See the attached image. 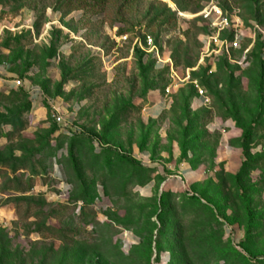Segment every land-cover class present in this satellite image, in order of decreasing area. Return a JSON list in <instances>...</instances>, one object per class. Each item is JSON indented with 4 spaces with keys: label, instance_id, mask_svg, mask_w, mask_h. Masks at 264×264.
Returning a JSON list of instances; mask_svg holds the SVG:
<instances>
[{
    "label": "rangeland",
    "instance_id": "obj_1",
    "mask_svg": "<svg viewBox=\"0 0 264 264\" xmlns=\"http://www.w3.org/2000/svg\"><path fill=\"white\" fill-rule=\"evenodd\" d=\"M263 80L264 0H0V264H264Z\"/></svg>",
    "mask_w": 264,
    "mask_h": 264
},
{
    "label": "built area",
    "instance_id": "obj_2",
    "mask_svg": "<svg viewBox=\"0 0 264 264\" xmlns=\"http://www.w3.org/2000/svg\"><path fill=\"white\" fill-rule=\"evenodd\" d=\"M219 11L220 10L215 7L212 9L210 13L208 12L203 13L205 14L206 18H211L210 19L211 26L212 28L217 30V37H212L210 38L208 42L205 43L206 45L205 49L207 50L206 55H208L210 51L213 52L212 54L217 53L218 51V53H221V55L226 56L228 59L231 60L232 55L235 52H240L242 50L241 44H243L246 36L242 30H235L232 33L231 39H224V40L220 39L221 34L230 29V25H229L228 19L223 18L222 13ZM119 40L125 41L126 37H122ZM212 42H214L213 44H215L216 49L212 48ZM137 44L139 45L141 49L144 50L142 43H138L137 41L136 45ZM144 45L146 48H152L153 53L156 52L155 54L158 58V62L162 64L163 61L160 58V52L157 49V47L154 46V41L150 37H146L144 41ZM247 53L248 51L245 52L242 61H245ZM11 85L16 89H23L35 101L44 96V93L41 91L40 88L34 87L32 85H27L23 80L14 78L11 81ZM196 99L202 100L203 105H206V103L208 102V99L205 97L204 92L202 90L198 91V97ZM53 117L58 126H61L64 128L68 127L67 121L65 120L63 116L57 114V115H53ZM71 130L77 131V128L71 129Z\"/></svg>",
    "mask_w": 264,
    "mask_h": 264
},
{
    "label": "crops",
    "instance_id": "obj_3",
    "mask_svg": "<svg viewBox=\"0 0 264 264\" xmlns=\"http://www.w3.org/2000/svg\"><path fill=\"white\" fill-rule=\"evenodd\" d=\"M195 104H202V100L196 99ZM168 108V104L163 100H157V102L152 106V108L149 110L150 115L152 118H158L161 116L163 111H165ZM231 128V129H230ZM214 130L219 131L222 135L221 137V152L220 154V162L225 165V169L228 172H235L238 170L239 166L236 164V158H237V152L238 150L230 144L232 142L231 136L235 133V128L232 127L231 123L229 121L224 123H216L213 127ZM225 130H230L229 132H226ZM229 154L231 159L229 158ZM189 170L184 172V176L189 174Z\"/></svg>",
    "mask_w": 264,
    "mask_h": 264
},
{
    "label": "trees",
    "instance_id": "obj_4",
    "mask_svg": "<svg viewBox=\"0 0 264 264\" xmlns=\"http://www.w3.org/2000/svg\"><path fill=\"white\" fill-rule=\"evenodd\" d=\"M224 58H225L226 60L228 59L226 56H224ZM155 68H158V66H155ZM263 83H264V80L262 81V84H263ZM22 90H23V89H22ZM197 97H198L197 92H196V96L192 95V99H195V98H197ZM76 128H77V127H76ZM77 130H79V129L77 128ZM82 132H83V131H82ZM82 132H72V133H67V135H65V136H68V137H75V136L81 135ZM250 138H251L250 131H244V135H243V143H241V144H242V148H243V150H244L245 156H248V155H249V146H248L247 143L249 142ZM101 144H102V143H101ZM101 146H102V145H101ZM102 151H103V149H102ZM102 151H101V152H102ZM240 176H241V174H238L237 176H235L236 180H239V179H240ZM247 213H248V218H249V224H248V227H247V235H249L250 232H251L252 229H253V224H254V222H255V220H256V217H255L254 213H253L251 210H249V209H247Z\"/></svg>",
    "mask_w": 264,
    "mask_h": 264
}]
</instances>
